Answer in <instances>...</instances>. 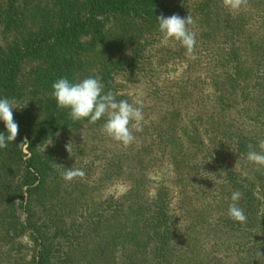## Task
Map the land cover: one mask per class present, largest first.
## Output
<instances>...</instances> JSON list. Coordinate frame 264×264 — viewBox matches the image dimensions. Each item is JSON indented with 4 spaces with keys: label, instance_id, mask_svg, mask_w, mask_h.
<instances>
[{
    "label": "rangeland",
    "instance_id": "obj_1",
    "mask_svg": "<svg viewBox=\"0 0 264 264\" xmlns=\"http://www.w3.org/2000/svg\"><path fill=\"white\" fill-rule=\"evenodd\" d=\"M151 1L161 11L136 0L11 61L13 118L33 136L51 131L35 146L45 168L38 186L0 202V264H33L41 249L51 264H264V168L247 159L248 145L260 151L264 140V0L236 9L226 0ZM53 3L0 0V80L11 50L57 24ZM82 11L84 20L89 6ZM189 13L192 53L161 43L155 18ZM76 50L71 72L57 74ZM88 76L117 100H143V130L132 129L129 146L107 137L103 120L51 128L66 111L52 83ZM10 144L0 149V179L16 183ZM72 167L84 175L66 181ZM234 191L245 222L228 215Z\"/></svg>",
    "mask_w": 264,
    "mask_h": 264
},
{
    "label": "clouds",
    "instance_id": "obj_2",
    "mask_svg": "<svg viewBox=\"0 0 264 264\" xmlns=\"http://www.w3.org/2000/svg\"><path fill=\"white\" fill-rule=\"evenodd\" d=\"M240 2L241 0H226V6L236 9ZM155 19L161 43L173 40L185 48L187 53H192L197 41L196 33L190 30V26L194 24L190 13L186 17L173 14L168 17L160 15ZM51 88L56 106L67 110L73 122L87 120L88 123L95 124L103 120L101 131L125 147L135 140L132 129L136 132L143 130V100L138 98L131 103L124 99L117 100L111 91L105 92L99 76H88L78 81L60 77L52 83ZM17 103L14 98L0 96V122L5 127L4 131H0V149L6 148L17 137L19 126L13 119V110L17 109ZM258 147L260 151H256L253 145H248L247 159L258 168H264V140L259 142ZM83 175L82 170L72 167L67 169L63 178L69 181ZM241 196L239 191L231 194L233 203L229 205L227 212L232 219L245 222L247 217L243 209L235 203Z\"/></svg>",
    "mask_w": 264,
    "mask_h": 264
},
{
    "label": "trees",
    "instance_id": "obj_3",
    "mask_svg": "<svg viewBox=\"0 0 264 264\" xmlns=\"http://www.w3.org/2000/svg\"><path fill=\"white\" fill-rule=\"evenodd\" d=\"M135 1L136 0H87L82 3L79 0H54V7H57L55 11V21L57 22V24H52L50 28V34H48L47 36H42L40 38H37L38 36L36 38H29V40L26 41V44L22 47L23 50L20 47H15V49L10 51L11 55L7 59V67L6 69H4L1 75L0 96L8 97L11 89H15L14 79L10 82L11 78H9L12 67L11 61H16L24 53L32 52L42 42L44 43L52 40L59 41L62 39L65 40L69 38L71 34L83 31L85 28L92 25L93 20L98 14L107 15L109 13H119L121 11L125 12L127 10H130V7H133L135 5ZM140 2L144 4L143 7H147L154 12H159L162 9L161 4L155 3L151 0H140ZM85 6H89L90 14H85L86 17L84 18V20H81L80 18L82 16V10ZM48 11L49 14L52 13V10ZM79 20H81L82 22H79ZM73 42L74 41L71 40L69 44H72ZM74 45L72 47L78 49ZM76 54L77 50L74 54H72V56H66L63 62L57 64L55 68L56 73L63 74L66 72H71L72 61ZM67 114L68 111L66 110L63 112V115L60 116L56 121L51 122V128L59 125L66 118L68 119L69 116ZM14 121L19 126L18 134L15 141L11 142L9 147H11V150L13 151L12 156H14L16 166L15 175L19 176V182L14 183V180L12 178L6 181L0 179V202L3 203L8 200L6 195L9 192H12L14 194L17 193L20 196L23 192V188H33L34 185H36V187L38 186V184L40 183L39 175L42 174V171L45 168L42 166L40 159L38 158V153L35 151V146L38 141L43 138V136L45 137V135H47L51 131L42 130L39 134L33 136L30 134V127L28 125L24 124L20 120L18 121L14 119ZM4 130V124L0 122V131ZM25 140L27 142L26 149L30 153V157L26 160H23L24 154L22 153V149L23 146H25ZM9 151L10 149H8V153ZM15 177L17 176H14V179ZM33 264H51L49 255L43 249L39 250L36 259L33 260Z\"/></svg>",
    "mask_w": 264,
    "mask_h": 264
}]
</instances>
